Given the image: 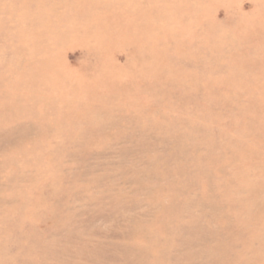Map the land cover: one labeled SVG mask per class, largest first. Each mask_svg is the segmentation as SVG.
Here are the masks:
<instances>
[{"label": "rangeland", "instance_id": "374dc122", "mask_svg": "<svg viewBox=\"0 0 264 264\" xmlns=\"http://www.w3.org/2000/svg\"><path fill=\"white\" fill-rule=\"evenodd\" d=\"M0 264H264V0H0Z\"/></svg>", "mask_w": 264, "mask_h": 264}]
</instances>
